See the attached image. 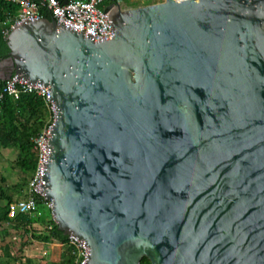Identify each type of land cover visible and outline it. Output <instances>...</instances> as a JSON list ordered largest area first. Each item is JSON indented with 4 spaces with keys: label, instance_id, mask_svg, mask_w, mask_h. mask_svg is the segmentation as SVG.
<instances>
[{
    "label": "water",
    "instance_id": "water-1",
    "mask_svg": "<svg viewBox=\"0 0 264 264\" xmlns=\"http://www.w3.org/2000/svg\"><path fill=\"white\" fill-rule=\"evenodd\" d=\"M102 12L103 40L24 19L0 61L55 104L58 229L87 264H264V0Z\"/></svg>",
    "mask_w": 264,
    "mask_h": 264
},
{
    "label": "built area",
    "instance_id": "built-area-1",
    "mask_svg": "<svg viewBox=\"0 0 264 264\" xmlns=\"http://www.w3.org/2000/svg\"><path fill=\"white\" fill-rule=\"evenodd\" d=\"M17 7L18 11L15 15L8 14L5 22H3V33L8 36L10 31L14 29L24 19L43 20L44 14L47 12L52 19L58 21L70 28H73L91 38L103 40L111 36L112 27L103 14L105 10L116 4L120 5L125 0H3ZM182 2L186 0H175ZM123 9V8H122ZM4 84L0 93V99L4 95L10 96L14 100H19L24 94H34L45 100L50 112V119L41 131V133L33 139L34 148L37 152V166L35 173L29 178L27 184L26 199L17 200L10 204V216L16 213H24L32 218L40 217L38 208V198H42L45 204L52 211V203L47 199V195L42 188V174L46 165V161L50 157V139L52 129L56 120V107L52 102L48 87L32 85L20 80L16 74H10L3 80ZM68 246L75 264H87L90 259V248L87 243L76 237L68 236ZM48 244L51 242H47Z\"/></svg>",
    "mask_w": 264,
    "mask_h": 264
},
{
    "label": "trees",
    "instance_id": "trees-1",
    "mask_svg": "<svg viewBox=\"0 0 264 264\" xmlns=\"http://www.w3.org/2000/svg\"><path fill=\"white\" fill-rule=\"evenodd\" d=\"M17 11L18 9L14 5L0 0V61L7 59L10 52L7 36L3 33L6 29L3 22H5L8 14L15 15ZM44 18L51 20L52 16L46 12ZM3 84L4 81L0 80V93ZM49 119L48 106L45 100L37 95L24 94L17 101L7 95L0 99V149L11 150L16 153L14 166L25 177L30 178L35 173L37 152L34 148L33 139L41 133ZM27 184L28 181L23 180L17 193L20 194ZM16 190L17 188L10 189L5 176L0 175V228L3 224L8 223L13 229L21 230L25 234L32 233V237L36 241L61 243L66 247L63 254V264H75L68 246L69 237L58 229L52 217L51 209L47 207L42 198H38V208L44 206L49 211L48 218H32L24 213H16L13 217L10 216V204L17 201L14 196ZM26 197L27 194L21 196L20 199H26ZM36 224H40L41 228H35ZM142 264H151V262L149 259L143 258Z\"/></svg>",
    "mask_w": 264,
    "mask_h": 264
},
{
    "label": "crops",
    "instance_id": "crops-1",
    "mask_svg": "<svg viewBox=\"0 0 264 264\" xmlns=\"http://www.w3.org/2000/svg\"><path fill=\"white\" fill-rule=\"evenodd\" d=\"M34 227L39 229L41 225L36 224ZM65 249L61 243L36 241L32 233L25 234L13 229L8 223L0 228V264H11L12 261L14 264H63Z\"/></svg>",
    "mask_w": 264,
    "mask_h": 264
},
{
    "label": "rangeland",
    "instance_id": "rangeland-1",
    "mask_svg": "<svg viewBox=\"0 0 264 264\" xmlns=\"http://www.w3.org/2000/svg\"><path fill=\"white\" fill-rule=\"evenodd\" d=\"M164 0H125L122 4L123 10H129V9H135L139 7L149 6L152 4L161 3ZM1 79H6L7 77H0ZM16 153L10 152V150H4L0 151V175L5 176L7 180V185L10 189L17 188L16 191H14V196L16 199L21 198V196L27 194V185L22 190V192L19 194L17 193L19 185L22 184L23 180L28 181V177H25L20 170L14 166V159H15ZM20 183V184H19ZM19 184V185H18ZM17 193V194H16ZM48 210L44 206L39 207V213L43 217V219L48 218ZM11 264H14L12 261Z\"/></svg>",
    "mask_w": 264,
    "mask_h": 264
},
{
    "label": "flooded vegetation",
    "instance_id": "flooded-vegetation-1",
    "mask_svg": "<svg viewBox=\"0 0 264 264\" xmlns=\"http://www.w3.org/2000/svg\"><path fill=\"white\" fill-rule=\"evenodd\" d=\"M8 59V58H7ZM12 71H13V68H12V66H9V65H4V64H2L1 66H0V77L1 76H5V77H8L11 73H12Z\"/></svg>",
    "mask_w": 264,
    "mask_h": 264
},
{
    "label": "bare ground",
    "instance_id": "bare-ground-1",
    "mask_svg": "<svg viewBox=\"0 0 264 264\" xmlns=\"http://www.w3.org/2000/svg\"><path fill=\"white\" fill-rule=\"evenodd\" d=\"M86 242V241H85ZM88 245V244H87Z\"/></svg>",
    "mask_w": 264,
    "mask_h": 264
}]
</instances>
